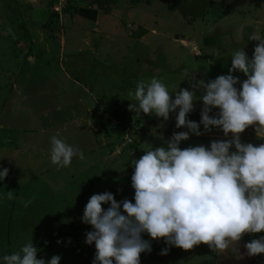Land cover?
I'll list each match as a JSON object with an SVG mask.
<instances>
[{
    "label": "rangeland",
    "instance_id": "obj_1",
    "mask_svg": "<svg viewBox=\"0 0 264 264\" xmlns=\"http://www.w3.org/2000/svg\"><path fill=\"white\" fill-rule=\"evenodd\" d=\"M72 5L87 3L73 0ZM51 7L44 0H0V144L12 152L10 166L7 163L5 167L7 176L19 179L37 176V180L56 169L50 162V138L56 131L59 138L83 153H95V160H104L106 165L96 173L100 179L85 196L86 203L91 195L105 191L118 202L127 198L134 203L131 160L150 147L166 146L174 132L188 131L175 126L178 108L167 120L155 114L137 117L129 110V104L137 103L129 93H134L139 81L160 79L173 99L180 88L194 91L198 99L187 118L199 124L203 89L192 85L229 74L236 50L243 48L251 59L258 41L248 37H264V0H116L107 4L108 12L100 11L95 21L65 11V7L55 11L57 20L51 16ZM231 74L241 82L247 78L239 71ZM12 111L17 119H9ZM217 112L213 108L209 115ZM87 118L94 119L97 131L86 124ZM58 121L61 124L56 125ZM11 122L18 141L10 145L3 139L11 136L6 133ZM3 125L7 128L2 130ZM200 131V136L190 133L179 147L209 146L213 140L231 139V133L225 137L218 127L204 133L200 124ZM240 139L258 146L264 143V130L249 126ZM71 165L60 169L63 175ZM109 206L102 204L105 209ZM53 208H58L55 202ZM121 212L124 214L122 207ZM80 227L71 241L65 236L69 232H63L69 225L60 233L52 230L49 243L36 246L41 255L38 257L37 251V258L47 261L58 255L59 264H92L95 244H86L85 239L93 229L82 220ZM58 234L61 236L56 237ZM261 236L264 231L245 234L242 241ZM142 238L151 245L147 253L154 256L159 248L156 254L162 260L175 261L178 252L188 253L186 257L197 252V257L207 255L208 260L214 256L203 243L191 250L169 246L167 253L161 254L163 239L154 240L147 233H142ZM11 240L0 247L2 257L12 254L15 246H23L16 238ZM258 256L264 260V254Z\"/></svg>",
    "mask_w": 264,
    "mask_h": 264
},
{
    "label": "clouds",
    "instance_id": "obj_2",
    "mask_svg": "<svg viewBox=\"0 0 264 264\" xmlns=\"http://www.w3.org/2000/svg\"><path fill=\"white\" fill-rule=\"evenodd\" d=\"M248 38L258 41L251 59L243 48L238 49L231 56L229 74L192 85L203 89L199 124L187 118L198 99L192 90L180 88L173 99L167 86L153 77L139 81L134 93H129L137 102L129 104V110L137 117L140 113L155 114L167 120L178 108L175 126L188 131L174 132L166 146L150 147L131 160L134 203L127 198L118 202L108 191L90 196L82 222L93 229L85 239L86 244H95L92 264H140V254L151 251L142 233L183 250L203 243L218 254H226L238 251L245 234L264 231V143L254 146L240 139L249 126L264 130V37L253 34ZM235 71L247 78L241 82L231 74ZM213 108L218 112L210 116ZM200 124L204 133L218 127L225 137L231 133V139L181 149V141L189 139L190 133L203 134ZM50 143V162L57 170L69 167L74 157L84 159L80 149L57 135ZM8 171L0 169V180ZM7 199H14L12 191H7ZM30 203L22 201L24 207ZM105 203L110 205L107 209L102 207ZM244 247L248 256L264 254V236L246 242ZM37 251L30 241L18 252L4 255V264H59L60 256L46 261L37 258ZM167 251L166 247L161 254Z\"/></svg>",
    "mask_w": 264,
    "mask_h": 264
},
{
    "label": "crops",
    "instance_id": "obj_3",
    "mask_svg": "<svg viewBox=\"0 0 264 264\" xmlns=\"http://www.w3.org/2000/svg\"><path fill=\"white\" fill-rule=\"evenodd\" d=\"M80 1L82 0H78V2ZM92 2L93 0H86L87 5H80V7L91 6L92 8H96L95 4L91 5ZM56 111H59V109ZM7 115L5 114V119ZM91 116L94 117V113L91 114ZM105 116L108 120L110 119L108 114H105ZM62 118L63 117L60 115L59 119L61 120ZM9 119H17V117L15 118V113H13V111L9 114ZM89 121H91V124H88ZM51 124L52 123H50V125ZM55 124L59 125L61 122L58 121V123ZM86 124L90 126L93 132L97 131V128L94 125V119L87 118ZM77 125L80 127L78 121ZM5 126L7 125H3L1 129L3 130L4 128H7ZM10 126L13 128L10 127V131H6V133L11 136L8 135L3 141L6 144L11 145L14 144V141L17 143L18 140L16 137L18 135L14 136L13 134L15 128L12 122ZM61 129L63 130V128ZM25 134L28 135L29 131H26ZM55 134L57 135V131ZM65 142L67 143V141ZM2 145L3 144H0V148H2L0 150V169L7 167L6 164L11 160L12 154V152L6 148V145ZM83 155L84 159H80V163L77 157L73 159L76 162L74 164L71 163V169H68V173H64V175L62 171L57 170L56 168L55 170L52 169L50 173L46 171L42 174L41 178L39 179L38 177L37 180V176L36 178L32 176L19 179V177H16L15 175L14 178L7 176L5 179L0 180V247L3 248L8 246V242L12 241L11 239L13 238H16L19 242H23L22 245L31 241L35 247L42 245L44 242L49 243V240L51 239L47 238L50 232L55 230L60 233L61 229L65 228L67 225H69V228H67L68 230H63V232H69L65 234L68 240L71 241L73 236H77L76 231L81 230L80 225L83 216V209L86 205L85 196H87V193L92 191L94 185L99 182L100 178L96 173L99 175V172L106 165V161L104 160H95V153H83ZM103 158L108 160L107 156H103ZM35 180L36 182H34ZM7 191L13 192L14 199H7ZM29 200H31V203L28 204L27 207H24L22 201ZM54 202L56 203V206H58L56 209H52ZM79 220L80 225L78 223ZM21 232L24 233L21 234ZM58 236L61 235L58 234L56 237ZM242 240L237 246V252L218 254L213 251L214 256H212L210 260L207 259V255L197 257V252L190 254V257L185 256L188 255V253L185 254L183 252H178L179 256L175 261H166L159 259V255H157L158 248L157 252H154V256L147 252L141 253L140 264H189L191 260L193 264H200L201 262H204L201 264H250L252 256L247 255V250L244 247L245 243ZM68 243L71 244V242ZM47 246H49V244ZM158 246L159 245H157V247ZM19 247V245L15 246L13 252H18L21 249H19ZM166 247L168 248L169 245H166L165 243L162 248L165 249ZM196 247L198 246H194V248ZM204 247H207V245L204 244ZM200 248L202 249V247ZM191 255L195 256L192 257ZM258 255L257 264L261 262L264 263V260L260 259ZM39 256L41 257L40 252L38 257ZM241 257L242 260H239ZM193 258H197V260L194 261ZM3 262L2 254H0V264Z\"/></svg>",
    "mask_w": 264,
    "mask_h": 264
},
{
    "label": "trees",
    "instance_id": "obj_4",
    "mask_svg": "<svg viewBox=\"0 0 264 264\" xmlns=\"http://www.w3.org/2000/svg\"><path fill=\"white\" fill-rule=\"evenodd\" d=\"M47 5L51 6L52 3H53V0H44ZM116 0H93L92 4L91 5H94L96 6V8H92L91 6L90 7H80V6H77V5H72L73 4V0H67V4L64 8L65 11H68L69 10H72L74 12H76V14L80 17H83L85 19H89V20H92V21H95L97 16H98V13H99V10L103 11V12H108V7H107V4L109 3H114ZM51 16L53 18H56L57 19V14L56 12H51ZM50 16V17H51ZM58 20V19H57ZM205 41L207 42V38L205 39ZM209 43V41H208ZM242 239H245L244 237ZM256 259H257V255L256 256H252V260L250 262V264H254L256 262Z\"/></svg>",
    "mask_w": 264,
    "mask_h": 264
},
{
    "label": "built area",
    "instance_id": "obj_5",
    "mask_svg": "<svg viewBox=\"0 0 264 264\" xmlns=\"http://www.w3.org/2000/svg\"><path fill=\"white\" fill-rule=\"evenodd\" d=\"M66 4H67V0H53V3L51 5L52 6L51 9L53 12L60 11L63 7L66 6ZM125 136H127V135H125ZM126 140L128 142L131 141V139L128 137L126 138Z\"/></svg>",
    "mask_w": 264,
    "mask_h": 264
}]
</instances>
